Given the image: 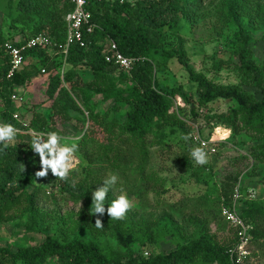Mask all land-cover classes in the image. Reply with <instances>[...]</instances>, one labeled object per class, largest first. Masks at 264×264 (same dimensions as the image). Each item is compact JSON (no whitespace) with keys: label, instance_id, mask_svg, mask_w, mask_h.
Returning a JSON list of instances; mask_svg holds the SVG:
<instances>
[{"label":"trees","instance_id":"1","mask_svg":"<svg viewBox=\"0 0 264 264\" xmlns=\"http://www.w3.org/2000/svg\"><path fill=\"white\" fill-rule=\"evenodd\" d=\"M74 8L71 0H0V123L17 129L9 147L0 146V227L17 211L27 233L44 237L40 244L26 248L0 244V264H233L230 252L239 244L238 231L228 224L233 233L225 243L210 232L212 221L221 214L213 194L181 206L188 209V229L173 220L146 218L132 209L120 220L111 219L106 212L102 217L92 215V193L108 174L128 179L131 174L126 166L135 170L136 161L148 165L150 151L156 147L170 150L179 133L188 139L178 163L196 184L212 186L219 204L226 207L231 206L240 187V213L252 227V255L244 264L264 260V198L251 199L249 191L254 189L245 186L248 180H259L264 188V62H256L252 49L255 31L264 26V0H93L88 11L94 28L84 30L85 47L73 45L65 56L60 47L67 40L66 16ZM207 20H215L232 33L234 61L216 63L213 70L216 74L234 70L240 80L237 85L218 84L190 66L185 39L172 34L183 24ZM39 35H48L57 47L28 53L26 60L32 64L9 80L6 44ZM109 40L126 58L139 60L131 70L106 62ZM175 62L186 69L196 95L159 81ZM84 71H88L86 76L81 74ZM41 77L46 79L45 100L29 106L23 94V104L17 108L13 96ZM177 96L186 109L172 113ZM220 102L226 103L227 112L209 110ZM203 110H207L204 115ZM202 119L203 127L210 128L208 134L200 131L202 138L212 136L213 125L223 126L231 130V137L219 147L231 146L240 152L223 177L209 166H198L191 157L197 145L188 123L203 125ZM49 131L57 132L62 143L76 145L74 154L86 162L84 180L75 184L76 172L70 180L54 176L51 170L45 177L36 176L42 170L40 160L29 145L34 134ZM96 156L108 164L92 167ZM140 172L139 185L130 190L132 196L146 199L154 188L162 190L156 194L166 193L165 179L154 172ZM39 182L62 183L66 201L82 203L79 214L55 221L52 212L40 206L41 198L49 197ZM114 198L115 193L110 192L106 203ZM97 218L103 229L95 227ZM167 238L175 246L169 254L145 256L134 250Z\"/></svg>","mask_w":264,"mask_h":264},{"label":"rangeland","instance_id":"2","mask_svg":"<svg viewBox=\"0 0 264 264\" xmlns=\"http://www.w3.org/2000/svg\"><path fill=\"white\" fill-rule=\"evenodd\" d=\"M244 25H248V21L244 20ZM178 33L182 38L186 41V49H187V60L190 66L195 68L199 73L205 74L209 79L214 80L216 83L221 85H237L239 84V76L232 69H223L220 73H214L213 66L216 63H228L230 60L234 61L232 58L233 54V41H232V33L228 30L223 29L219 24L215 22V20H207L196 25L193 24H183L179 29H175L172 33L176 35ZM175 40V36L172 37ZM253 52L255 54V60L257 63L261 64L264 62V26L258 28L254 33V40L252 46ZM53 52V51H52ZM51 54V52H50ZM32 64V60H28L24 67H28ZM83 76L88 74L84 71L81 73ZM88 79V77H87ZM45 81L44 77L39 78L34 81L33 84L29 87L20 88L17 91L18 96L27 95V104L29 106H38L45 100ZM159 81L167 85L170 88L174 87H184L185 93L187 95L195 92V87L189 84V76L185 68L179 65L177 62L172 63L170 65V71L165 75L160 76ZM256 93V91H254ZM181 101H180V100ZM182 102V103H181ZM25 103V104H26ZM226 103L220 102L216 104L213 109H209L213 113H224L227 112ZM105 108V107H103ZM186 109L185 102L179 96L174 99V107L172 109V113L177 112L178 109ZM207 110H203L201 114H205ZM207 113V112H206ZM203 125L188 123L193 127L191 136L195 135L199 128L203 134H208L210 132V128L203 127L205 123L204 119L201 122ZM223 127V126H222ZM213 132L216 137L220 138L216 135L217 125H213ZM198 130V131H199ZM220 138L222 142L220 144H224L228 142V139ZM101 138V137H98ZM103 141V139L101 138ZM185 139H183V135L179 133L174 140L170 143L171 147L168 151H163L161 148H153L150 151L151 159H149V164L147 165L145 162L136 161V168H139L138 173H135L133 167L126 166L125 170L131 174L129 178H125L122 175L118 176L117 184L114 187L113 192L116 195L120 194V190L123 189L124 193L127 194L131 201L132 210L140 211L142 215L146 218H157L158 220L164 222V220H173L176 224L184 226L185 228H189V214L188 209L183 210L181 207L183 204L187 203L188 200H196L201 198L205 194H213L212 200L216 203V208L221 210V214H218V219L212 221L210 225V232L216 234L219 238L220 243L228 242L232 238L233 231L231 227L228 225L229 223L225 221L222 215V203L219 204V197L217 190L211 186H199L194 181L193 176L185 169H183L179 165V159L182 156V148L185 144ZM237 150L228 147H219V153L217 156L212 157L208 160V162L204 165L198 166H209L211 168L220 172L221 176L225 174V171L229 170V162L238 155ZM74 169L69 173L67 177L68 180L71 178V174L73 172L79 173L77 174L75 184L79 182V180H84L86 162L81 159L80 156L74 154ZM108 160H104L98 156L94 159V164L92 167L99 168L103 167V165H107ZM140 171L144 172H154L156 175H159L163 179L166 180V193L156 194V191H162L158 188L152 189L150 193L145 196L146 199H140L131 195V189L133 185H139V176L141 174ZM209 174V173H208ZM113 175L111 172L108 174V177ZM105 179H107L105 177ZM127 179V180H126ZM209 182L212 183L211 178H208ZM130 181V183H129ZM40 185H43L47 189V194L49 197V201L47 199L41 198L40 206L45 209V211L52 212V217L55 221L59 223L60 220L57 218H65L69 220V215L74 213L75 215L79 214L82 209V203L79 205H74L70 201H66L68 198L66 195H62L61 187L62 183L54 185L49 182H39ZM245 186L249 189H254L257 192L258 198H264V188L260 186L259 180H248L245 183ZM119 187V188H118ZM64 196V197H63ZM63 197L64 199H61ZM66 198V199H65ZM107 204L105 208L107 209ZM187 208V207H185ZM190 210V208H189ZM107 213V212H106ZM17 214V215H16ZM109 217V215L107 214ZM167 216V217H166ZM9 218L2 223L0 227V244L3 246H8L13 249L26 248L30 246H34L40 244L43 240V236H37L34 234L27 233L24 228L20 225H23V219L21 216H18V212L14 211L8 215ZM107 217V218H108ZM166 217V218H165ZM91 222L89 221V224ZM86 235H89L88 232H84ZM112 247L116 250L115 245ZM175 249L174 243L171 241V238L162 239L160 243L157 245H146L136 247L134 250L136 252L144 253L145 256L149 255H157L161 253L169 254L171 251ZM254 252V251H253ZM149 254V255H148ZM254 261L253 259L251 260ZM255 264H264L263 259H255Z\"/></svg>","mask_w":264,"mask_h":264},{"label":"built area","instance_id":"3","mask_svg":"<svg viewBox=\"0 0 264 264\" xmlns=\"http://www.w3.org/2000/svg\"><path fill=\"white\" fill-rule=\"evenodd\" d=\"M91 1L93 0H71L75 8L66 16L67 40L65 46L60 47L65 56L68 55L69 49L73 45L78 44L80 47H85L84 30L89 28V31H92L94 28L91 24L92 15L88 11ZM94 1L100 2L103 0ZM56 47L57 42L48 35H39L30 40H17L14 43H7L5 51L10 58V70L7 78L9 80L13 79L15 75L24 68L27 63L26 55L28 53L34 50L55 49ZM105 60L108 64L116 65L120 70H131L135 62L139 61L126 58L120 53L117 44L112 40H109L106 45ZM13 101L17 108L21 107L23 104V98L18 95L13 96ZM198 130L196 131L197 133L192 136L197 147H204L207 153V160L217 156L219 153V144L222 140L216 137L214 133L208 140H205L202 138L200 130ZM249 194L251 195V199H257L258 197L256 191H250ZM241 200L242 194L240 193V187H238L231 206H222V215L224 219L231 227L238 231L239 244L230 252L233 264H244V260L252 255V251L250 250L252 227L246 225L242 219L240 213Z\"/></svg>","mask_w":264,"mask_h":264},{"label":"clouds","instance_id":"4","mask_svg":"<svg viewBox=\"0 0 264 264\" xmlns=\"http://www.w3.org/2000/svg\"><path fill=\"white\" fill-rule=\"evenodd\" d=\"M217 131H220V129L218 128ZM16 133L17 129L12 124L0 123V146L2 148L9 147L10 143L15 140ZM230 134L231 130L226 129L223 138L227 139ZM183 139L187 140L188 137L184 136ZM62 140L63 138L54 131L33 135L29 146L35 154H38L42 169L36 173L37 177H45L51 170L54 176L64 179L74 169L73 155L76 145L62 143ZM191 157L199 165L208 162L204 147H194L191 151ZM117 181L118 176L113 174L103 181L102 186L93 191L92 215L99 214L102 217L107 212L111 219L120 220L125 217L131 208V201L123 189L120 190L119 195L106 203V199H109V193L113 192ZM106 204L108 205L107 209L105 208ZM95 227L97 229L104 228L100 218L96 219Z\"/></svg>","mask_w":264,"mask_h":264},{"label":"bare ground","instance_id":"5","mask_svg":"<svg viewBox=\"0 0 264 264\" xmlns=\"http://www.w3.org/2000/svg\"><path fill=\"white\" fill-rule=\"evenodd\" d=\"M218 128L220 129V131H217L216 132V135L219 136L220 138H223L225 129L222 126L221 127L220 126H217V129Z\"/></svg>","mask_w":264,"mask_h":264},{"label":"crops","instance_id":"6","mask_svg":"<svg viewBox=\"0 0 264 264\" xmlns=\"http://www.w3.org/2000/svg\"><path fill=\"white\" fill-rule=\"evenodd\" d=\"M25 96H27V95H25ZM27 99H28V98H27ZM220 127H221V126H220ZM250 191H255V190H250ZM250 191H249V192H250Z\"/></svg>","mask_w":264,"mask_h":264}]
</instances>
